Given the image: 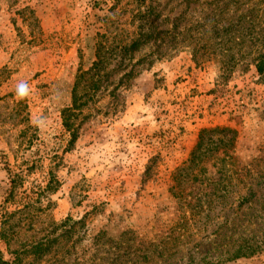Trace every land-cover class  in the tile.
I'll use <instances>...</instances> for the list:
<instances>
[{"label":"rangeland","instance_id":"374dc122","mask_svg":"<svg viewBox=\"0 0 264 264\" xmlns=\"http://www.w3.org/2000/svg\"><path fill=\"white\" fill-rule=\"evenodd\" d=\"M166 2L156 41L77 107L72 133L64 114L104 20L125 34L139 3L0 0V264H264V83L251 59L220 77L225 53L166 51ZM218 127L236 132L212 146L232 171L178 177Z\"/></svg>","mask_w":264,"mask_h":264},{"label":"trees","instance_id":"16d2710c","mask_svg":"<svg viewBox=\"0 0 264 264\" xmlns=\"http://www.w3.org/2000/svg\"><path fill=\"white\" fill-rule=\"evenodd\" d=\"M149 1V2H148ZM160 0H136L139 8L125 24V34L110 35L109 18L104 20L106 34L100 35L96 46V61L86 71H81L73 89L72 108L64 114V125L67 130L74 133L77 130L76 120L78 116L74 111L81 107L87 99L94 98L97 93L110 90L109 78L112 72H123L124 76L133 73L136 63H133V53L143 45L156 41L160 32L157 23L156 4ZM148 2V3H147ZM202 0H168L166 2V51L176 49L179 43H186L191 48L195 61H207L225 53L229 61L221 66L220 77H226L233 73L240 64L251 59L255 66L260 81L264 83V10L261 6L251 3L247 7L235 5H218L211 7L206 3L202 6ZM193 4H199L192 7ZM211 4H214L212 2ZM221 7L220 9H218ZM177 8H180L176 11ZM219 13L226 11L225 18L217 17ZM241 10V11H239ZM176 14L170 15L172 13ZM131 28L126 34L127 29ZM216 47V51L212 50ZM113 68L111 69V66ZM236 132L228 127H218L212 130L202 131L198 145L191 153L184 167L177 171L178 177H197L204 175L212 179L213 175H223L232 171L231 163H226L224 158L212 154L213 145L218 148L228 147V143ZM218 135L216 140L207 135ZM217 154V153H216ZM225 154V152H224ZM209 159L214 161L210 171L207 163ZM232 159V157H230ZM6 264V263H3Z\"/></svg>","mask_w":264,"mask_h":264}]
</instances>
